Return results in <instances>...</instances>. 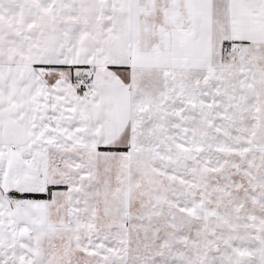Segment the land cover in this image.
<instances>
[{"label": "snow or ice", "instance_id": "1", "mask_svg": "<svg viewBox=\"0 0 264 264\" xmlns=\"http://www.w3.org/2000/svg\"><path fill=\"white\" fill-rule=\"evenodd\" d=\"M0 264H264V0H0Z\"/></svg>", "mask_w": 264, "mask_h": 264}]
</instances>
